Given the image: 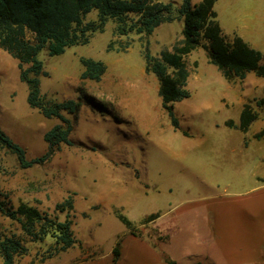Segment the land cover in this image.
<instances>
[{"label":"rangeland","instance_id":"374dc122","mask_svg":"<svg viewBox=\"0 0 264 264\" xmlns=\"http://www.w3.org/2000/svg\"><path fill=\"white\" fill-rule=\"evenodd\" d=\"M153 1L172 3L174 19L151 34L118 35L109 18L87 43L40 51L48 72L39 76L41 94L82 102L76 119L65 112L75 120L73 143L27 168L0 148V191L15 206L26 202L60 219L56 203L74 193L78 242L42 259L53 239L27 241L29 253L15 264H264V135L256 136L264 127V77L228 80L199 45L185 57L188 96L173 103L175 128L144 54L159 56L183 37V0ZM214 9L226 37L239 35L264 53V0H217ZM97 19L93 9L85 21ZM82 58L106 64L100 80L81 78ZM20 73L0 47V127L32 158L49 150L44 134L60 120L30 105ZM246 103L258 117L243 131ZM0 223L20 233L1 213Z\"/></svg>","mask_w":264,"mask_h":264},{"label":"trees","instance_id":"16d2710c","mask_svg":"<svg viewBox=\"0 0 264 264\" xmlns=\"http://www.w3.org/2000/svg\"><path fill=\"white\" fill-rule=\"evenodd\" d=\"M216 1L201 0L193 4L192 0H183L179 7V18L184 22L183 37L171 49H163L159 56L152 55L149 50L144 54L146 68L159 81L162 106L175 128H179V122L173 103L188 96L186 85L190 71L185 57L199 45L206 48L210 63L216 65L228 80L242 79L249 72L264 77L263 53L239 35L232 39L226 37L214 9ZM172 6V3L153 0H0V47L18 60L20 77L29 85L30 105L38 107L44 116L60 120L44 134L49 150L43 155L28 158L25 149L1 127L0 148L9 149L17 156L19 165L27 168L50 159L62 143H73L70 134L75 120L67 117L65 112L72 113L76 119L82 102L74 98L56 100L41 94L39 76L48 74L38 57L41 50L54 55L64 52L68 46L87 43L91 32L103 30L109 18L116 21L118 35L130 32L151 34L160 24L174 19ZM93 9L98 10V19L85 21L87 13ZM121 48L126 49V46ZM82 63L83 80H100L107 69L104 62L93 58H82ZM257 117L258 113L246 103L240 115L241 130L247 131ZM227 123L231 125V121ZM262 135L264 127L256 134L257 137ZM55 211L64 213L65 218L60 219L57 213L50 214L26 202L15 206L0 191V213L20 228V233H17L6 230L0 223L3 264H15L18 256L28 254L27 241L39 242L47 237L53 239V247L42 259L76 245L78 239L72 229L74 193L56 203ZM117 214L132 227L130 219L119 212ZM113 253L116 262L120 255L119 244L114 247Z\"/></svg>","mask_w":264,"mask_h":264},{"label":"crops","instance_id":"0c3cea01","mask_svg":"<svg viewBox=\"0 0 264 264\" xmlns=\"http://www.w3.org/2000/svg\"><path fill=\"white\" fill-rule=\"evenodd\" d=\"M253 47V46H252ZM255 48V47H254ZM264 54V53H263Z\"/></svg>","mask_w":264,"mask_h":264}]
</instances>
